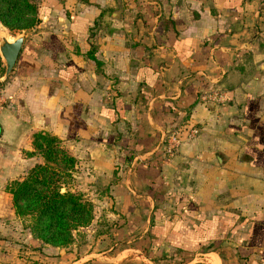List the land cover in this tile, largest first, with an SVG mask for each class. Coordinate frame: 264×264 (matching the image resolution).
Segmentation results:
<instances>
[{"label": "crops", "instance_id": "obj_1", "mask_svg": "<svg viewBox=\"0 0 264 264\" xmlns=\"http://www.w3.org/2000/svg\"><path fill=\"white\" fill-rule=\"evenodd\" d=\"M33 1L3 82L0 215L14 213L7 184L42 161L44 131L108 186L119 217L111 244L30 235L18 259L264 264V0Z\"/></svg>", "mask_w": 264, "mask_h": 264}, {"label": "trees", "instance_id": "obj_2", "mask_svg": "<svg viewBox=\"0 0 264 264\" xmlns=\"http://www.w3.org/2000/svg\"><path fill=\"white\" fill-rule=\"evenodd\" d=\"M0 22L14 32L30 29L38 22L37 5L33 0H0ZM32 144L42 161L7 184L12 205L16 215L29 220L32 237L42 245L66 246L73 241V231L90 222L92 201L68 186L76 159L58 137L37 131Z\"/></svg>", "mask_w": 264, "mask_h": 264}, {"label": "rangeland", "instance_id": "obj_3", "mask_svg": "<svg viewBox=\"0 0 264 264\" xmlns=\"http://www.w3.org/2000/svg\"><path fill=\"white\" fill-rule=\"evenodd\" d=\"M8 31L10 34L17 33L9 29ZM2 65L3 68L0 71V76L4 71L3 61ZM3 82L4 81H0L1 87H3ZM65 149L70 153L67 148ZM39 154L41 155V153ZM75 159V167L72 170V177L69 179L68 186L73 191L82 193L86 198L92 201L93 208L91 220L88 224L79 226L73 231V241L66 246H55L49 243H43L42 245V242L38 239L44 248L50 247L51 249L71 250L76 247L96 245L97 242H107L110 244L113 242L115 236L113 233L115 228L114 223L119 217V213L113 211L114 203H112L111 198L106 195L105 191L106 189L108 190V186L107 188L105 185L95 184L94 186V181L87 178L86 173H84V168L85 170L88 169L86 165L80 163V159L78 160L77 157H75ZM97 186L99 189L96 190L95 187ZM63 189L64 188H62V190ZM1 221H5V224L4 226L0 225V264H23L24 261H20L18 259L19 256L17 257L16 254L20 253L22 244H27L25 242H28V238H30L28 236H32L28 227L29 220L26 217H19L14 211V213L10 215L1 214L0 223Z\"/></svg>", "mask_w": 264, "mask_h": 264}, {"label": "water", "instance_id": "obj_4", "mask_svg": "<svg viewBox=\"0 0 264 264\" xmlns=\"http://www.w3.org/2000/svg\"><path fill=\"white\" fill-rule=\"evenodd\" d=\"M24 41V31L10 34L7 27L0 22V58L4 71L0 81H4L13 70Z\"/></svg>", "mask_w": 264, "mask_h": 264}, {"label": "built area", "instance_id": "obj_5", "mask_svg": "<svg viewBox=\"0 0 264 264\" xmlns=\"http://www.w3.org/2000/svg\"><path fill=\"white\" fill-rule=\"evenodd\" d=\"M6 103V95H5V90L3 87L0 86V112L2 111V109L4 108ZM197 130L195 127H190L188 129V132L186 134L185 138H191L196 134ZM182 140V134L179 133V131H173L170 133V135H168V139L166 142V145L164 147V155L166 157H170L174 154L175 152V148L177 145H179V143Z\"/></svg>", "mask_w": 264, "mask_h": 264}]
</instances>
